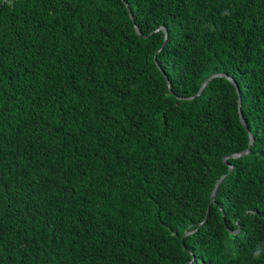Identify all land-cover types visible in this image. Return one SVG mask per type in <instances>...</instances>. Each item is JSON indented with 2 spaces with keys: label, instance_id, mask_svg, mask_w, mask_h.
I'll return each mask as SVG.
<instances>
[{
  "label": "trees",
  "instance_id": "16d2710c",
  "mask_svg": "<svg viewBox=\"0 0 264 264\" xmlns=\"http://www.w3.org/2000/svg\"><path fill=\"white\" fill-rule=\"evenodd\" d=\"M187 263L264 264V0H0V264Z\"/></svg>",
  "mask_w": 264,
  "mask_h": 264
},
{
  "label": "water",
  "instance_id": "95a60500",
  "mask_svg": "<svg viewBox=\"0 0 264 264\" xmlns=\"http://www.w3.org/2000/svg\"><path fill=\"white\" fill-rule=\"evenodd\" d=\"M129 10V9H128ZM163 31H164V33H165V39H164V42H163V44L165 43V41H166V30L165 29H162ZM136 31H137V33H139V30L138 29H136ZM154 61H155V59H154ZM158 66V65H157ZM163 73V72H162ZM164 74V73H163ZM217 76H222V75H219V74H216V75H213V76H210L209 78H207L204 82H203V84L201 85V87H200V89H199V91H198V93H197V95H199L200 94V92L204 89V87L207 85V83L212 79V78H215V77H217ZM229 81H231L232 83H233V85L236 87V91H237V97H238V114H239V118H240V121H241V123L243 124V126H244V128L247 130V132H248V129H247V126H246V124H245V121H244V119H243V117H242V114H241V111H240V95H239V90H238V88H237V86H236V84H235V82L231 79V78H229V77H226ZM168 88L170 89V87L168 86ZM252 145V137L250 136V142H249V147H248V149L247 150H245V151H243V152H241V153H238V154H233V155H231V156H229V157H239V156H243V155H246V154H248L249 153V148H250V146ZM226 161H227V157L224 159V162L226 163ZM231 169H232V167L230 166L229 167V171H231ZM225 177V175H223V176H221L218 180H217V182H216V184H215V186H214V188H213V191H212V194H211V202H213L214 201V198H215V194H216V191H217V188H218V186L220 185V183H221V181H222V179ZM193 231H189V232H185L184 234H183V236H182V239L186 236V235H188V234H190V233H192ZM189 263H191V262H189ZM189 263H187V264H189Z\"/></svg>",
  "mask_w": 264,
  "mask_h": 264
},
{
  "label": "clouds",
  "instance_id": "9594fccd",
  "mask_svg": "<svg viewBox=\"0 0 264 264\" xmlns=\"http://www.w3.org/2000/svg\"><path fill=\"white\" fill-rule=\"evenodd\" d=\"M254 255L259 256V249H257V252L254 253Z\"/></svg>",
  "mask_w": 264,
  "mask_h": 264
}]
</instances>
